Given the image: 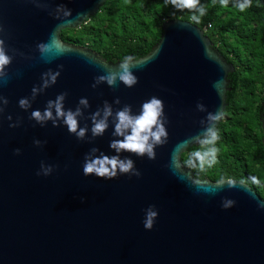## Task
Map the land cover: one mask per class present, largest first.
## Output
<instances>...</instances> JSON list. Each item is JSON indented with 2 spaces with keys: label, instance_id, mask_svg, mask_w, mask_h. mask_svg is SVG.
Segmentation results:
<instances>
[{
  "label": "water",
  "instance_id": "water-1",
  "mask_svg": "<svg viewBox=\"0 0 264 264\" xmlns=\"http://www.w3.org/2000/svg\"><path fill=\"white\" fill-rule=\"evenodd\" d=\"M106 1L0 0V40L10 57L0 76V264H264V199L240 181L198 179L182 162L188 149L200 146L208 115L221 113L216 128L222 121L235 66L203 29L172 19L152 51L134 59L133 87L99 81L122 61L71 45L61 33L80 28ZM53 34L61 53L46 58L39 45ZM57 73L53 84L50 74ZM61 94L66 111L81 109L83 139L62 120L53 126L31 118ZM153 96L163 102L167 131L155 159L121 153L133 159L138 177H85L86 156L116 155L109 147L119 139L115 113L130 105L138 114ZM105 103L113 117L93 137L91 116L102 114ZM261 124L264 134V112ZM42 164L53 168L50 176H43ZM149 206L158 211L151 231L143 226Z\"/></svg>",
  "mask_w": 264,
  "mask_h": 264
},
{
  "label": "trees",
  "instance_id": "trees-1",
  "mask_svg": "<svg viewBox=\"0 0 264 264\" xmlns=\"http://www.w3.org/2000/svg\"><path fill=\"white\" fill-rule=\"evenodd\" d=\"M206 15L193 21L189 9L178 10L170 0H107L87 23L61 33L65 42L85 46L107 61H123L125 56L140 59L158 43L163 25L182 19L204 29L213 47L235 66L228 76L227 106L217 126L215 163L201 169L190 164L188 149L182 162L198 179L214 182L228 179L250 185L264 199V144L261 119L264 112V0H250L240 12L229 0H200Z\"/></svg>",
  "mask_w": 264,
  "mask_h": 264
},
{
  "label": "clouds",
  "instance_id": "clouds-1",
  "mask_svg": "<svg viewBox=\"0 0 264 264\" xmlns=\"http://www.w3.org/2000/svg\"><path fill=\"white\" fill-rule=\"evenodd\" d=\"M222 7H227L229 0H219ZM170 3L178 10L189 9L193 12L191 19L199 23L200 18L206 15V8L200 5V0H170ZM233 7L237 8L240 12H244L250 6V0H232ZM41 53L46 58H55L61 53V46L55 38V34L51 37L49 42L39 45ZM10 64V57L7 55L3 41L0 40V76L3 75L5 66ZM139 66L134 63L132 56H125L123 61L118 65L115 71L109 70L106 76L99 77V81L106 82L109 86H114L117 81L125 86L131 88L137 83V78L134 75V70ZM59 74H50V82L55 83ZM48 81L45 82V86ZM35 91V90H34ZM65 94L57 96L55 101H49L46 109L41 112L35 110L31 114V118L38 123L51 120L53 126H56V121L62 120L64 126L70 134H74L78 139H83L88 131L86 127L79 126V117L82 115L81 109L77 108L75 111L65 110L63 101ZM80 105L88 106L87 99H81ZM119 103V100L116 101ZM21 108H27L29 103L26 99L19 101ZM113 117V111L109 104L105 103L103 112L97 111L91 116L92 127L91 132L93 137L102 136L108 129L109 118ZM210 124L204 129L203 135L197 138V143L200 145L201 150H194L191 153L192 159L190 164L199 161V167L202 169L207 162V166L211 167L215 163L217 153L216 143L219 139L218 131L215 127V122L221 119V113H210L207 117ZM114 136L119 139L113 140L109 147L115 151L116 155L108 156L101 153L96 157H85L83 163V175L85 177L95 176L100 179L113 180L118 176L125 174L136 175L140 173L134 168L133 159H121V153H131L138 158L147 156L149 160L155 159V148L159 145L166 143L167 131L165 128V118L163 102L153 96L145 101L138 114H133L130 105H125L121 110L117 111L114 115ZM37 143H39L37 141ZM96 152V149L92 150ZM19 155V149L16 150ZM42 174L48 177L52 174L53 168L51 166L45 167L41 165ZM37 176L41 172L36 173ZM220 185L224 184L223 179L218 182ZM229 187H233L235 182L229 180ZM216 189L202 188L205 192L214 193ZM231 202L225 204L224 207H230ZM155 206H149L145 210L143 226L145 230L151 231L158 218V211L154 210Z\"/></svg>",
  "mask_w": 264,
  "mask_h": 264
},
{
  "label": "built area",
  "instance_id": "built-area-1",
  "mask_svg": "<svg viewBox=\"0 0 264 264\" xmlns=\"http://www.w3.org/2000/svg\"><path fill=\"white\" fill-rule=\"evenodd\" d=\"M208 27L210 28L211 26L208 25V26H206L203 30L206 31V30L208 29Z\"/></svg>",
  "mask_w": 264,
  "mask_h": 264
}]
</instances>
